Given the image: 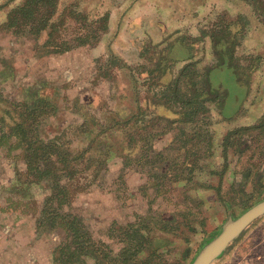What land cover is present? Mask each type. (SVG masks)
Wrapping results in <instances>:
<instances>
[{
    "label": "trees",
    "instance_id": "trees-1",
    "mask_svg": "<svg viewBox=\"0 0 264 264\" xmlns=\"http://www.w3.org/2000/svg\"><path fill=\"white\" fill-rule=\"evenodd\" d=\"M58 2L59 0H19L13 3L10 1L8 4L12 6L7 12L6 23L0 27L9 30L15 36L29 35L34 39L46 31L45 39L34 43L36 55L61 54L80 46L93 49L102 37H99V34L102 32L104 34L108 28V12H104L97 20H92L91 27L84 35L78 32L69 38H62L58 28L62 20L55 17ZM246 2L250 5L253 15L259 20L260 27L264 29V0H246ZM74 11H70V14H79ZM251 27L248 17L244 14H237L234 20H227L220 15L208 33L213 62L205 65H200L201 58L195 57V41L187 36H179L166 43L161 48V56L147 59L151 63L149 68L140 63L135 66V70L113 54H109L108 59H104L102 63L99 62L95 67L96 77L102 78L110 77L109 69L114 63L122 62L121 65L133 85L131 86L133 106L124 115L120 114L119 110L107 112L103 122L90 115L81 125L80 134L89 137L86 139L89 149L92 150L95 143L98 144L96 147L104 146V151L98 152V164L103 163L104 169L105 167L107 169L109 160L118 156L122 158L124 165H132L136 171L145 172L153 192L151 203L161 195V188L166 179L171 178L170 180L174 179L175 182L191 181L197 173L206 170V162L202 159L206 156H215L220 161L219 171L210 169L207 171L218 175V184L214 188L215 191L219 190L221 179L229 165L228 150L232 148L233 152L240 156L248 149L253 131L264 129L263 110L257 121L232 126L220 143L213 141L210 131L212 120L215 122L224 119L221 113L226 98L225 90L212 87L209 80L211 69L225 63L232 69L238 82L248 90L251 86L250 74L264 63V58L262 60L260 58V61L256 57L252 58L253 52L243 54L240 51ZM176 42L186 47L189 55L180 67L171 73L169 80L162 84L164 75L170 74L175 66L170 51ZM255 44L256 41H253V45ZM158 46V44L144 45L141 50L142 57L145 58L151 49ZM165 54L168 56H164ZM98 58L95 59L96 62ZM247 59L250 60L244 64L243 61ZM144 73L143 79L153 80L154 85H159L147 86L149 99H146L145 106L140 103L138 95L142 86H137L140 82L139 75ZM6 102L0 93V145H6L9 151L18 150L14 156L19 157L25 164L24 170L17 169L15 172L17 183L14 189L23 196L30 197L31 185L43 186L48 193L40 203L39 215L35 219L36 229L50 232L63 227L65 230L64 239L58 244L54 256V264H88L89 258L94 259L93 264H164L161 261L162 253L156 251V248H151V228L156 223H159L158 227L162 231H174L179 225L188 228L190 224L187 212L178 213L181 218L178 216L167 218L168 216L164 217L149 207L145 215L139 216L133 222L118 226L116 229L120 233L118 238L123 245L118 252L111 254V249L106 250L102 247L105 246L104 242L94 240L83 217L70 209L71 196L66 190V180L76 171L71 161L79 156H75L73 150L67 147L65 135L42 136L45 117L53 113L52 103L41 96L31 101L11 102L8 106L5 105ZM159 105L167 107L172 117L160 116V118L149 110V107L154 108ZM213 112L220 118H214ZM162 119L163 127L157 128ZM172 125L177 131L171 140L161 150L155 149L156 139L167 133ZM93 129L98 130L94 136L91 132ZM115 131L126 133L127 144L122 146L120 152H115L110 143L104 142V139L109 138V135ZM172 153L177 155L171 157ZM180 157H182L181 161L178 160ZM172 161H179V167L170 169ZM242 174L235 175L233 184L241 186L242 182L239 179ZM262 176L264 177V173L260 171L257 177L262 178ZM96 181L98 179L93 184ZM199 185L212 187L207 183ZM143 250L146 254L144 256Z\"/></svg>",
    "mask_w": 264,
    "mask_h": 264
},
{
    "label": "rangeland",
    "instance_id": "rangeland-1",
    "mask_svg": "<svg viewBox=\"0 0 264 264\" xmlns=\"http://www.w3.org/2000/svg\"><path fill=\"white\" fill-rule=\"evenodd\" d=\"M10 1L13 3L17 0H0V3L3 6L7 5ZM106 2L107 7L108 3L111 2L112 7L114 8L122 9L124 11L127 9L128 15L131 14L130 10L132 7L134 10H138L139 7H142V12H144V14L150 12H152V14L157 13L152 16L153 20L155 21L160 18L162 20V25L165 26L164 30L161 32L156 25L153 24L150 26L145 21V23L141 25V28L128 32L125 31L124 26L125 15L123 17L122 27H120L122 23L120 22L116 33L112 35V38L109 37L108 45L110 49L122 54L124 50L132 46V43H130L129 40H135L138 33L142 30H146L150 34L153 42H160L155 43L159 46L153 50L151 49L142 60L133 57L124 58L129 62L128 64L131 68L135 70V66L141 62V64H143L142 66L149 68L151 63L147 59H155L156 57L161 56V48L166 43L175 40L179 36H187L190 40L195 41L194 51L197 52L196 55L199 58H202L203 63L212 61L213 57L209 50V43L206 41L212 24L220 15H223L227 20H234L236 19L237 14H244L247 9L250 10L248 7L249 4L246 0L146 1V4L157 6L155 10L154 6L150 7L144 5L142 0H59L57 15H55V17H59L62 20V23L58 27L62 38H69L78 32L84 35L88 28L91 27L90 23L95 19L97 20V18L106 12L104 9ZM72 10H75L74 12H79V14H70V11ZM251 14L253 15V13ZM6 20L7 17L3 21V24L6 23ZM102 34L103 32L99 34V37H101ZM115 34L116 36H114ZM12 36L13 37L10 40V50L14 52H12L11 55L14 57L18 72L20 73L21 71H24L29 60L32 59V49L36 53V48L34 46L35 41L41 42L44 40L46 37V31L42 32L37 39H34L29 35L15 36L12 34ZM246 48V46L245 48H240V51H242L241 53L247 54L248 51ZM77 49L80 50L74 53L65 54L62 57L56 56L47 58L40 62L42 64L36 66V68H38L36 71H39L46 66V68H43L45 71L56 72L60 65H67L61 67L59 70L61 72L69 71L68 73L71 74L70 78L71 80L73 79V85L78 84V86H87L84 80L78 79V74L80 72L77 71V68H73V64L75 63L74 60L78 63L81 61L83 67L82 70H84L85 67L91 68V65H89L90 62L85 50L82 48ZM111 54L114 55L112 51ZM108 55L109 54L100 56L98 62L95 61L94 67H96L99 62L102 63L104 59H108ZM166 55L167 54L164 56ZM188 55L189 50L181 43L176 42L173 45L170 51V57L174 59L175 66L172 71H170V74L166 73L164 75L162 84L169 80L171 73H174L176 66L181 63V58ZM251 56L252 58L256 57L259 61L260 58L262 60L264 58V43H262L257 50H254ZM250 59L244 60V64ZM121 60L124 61L123 59ZM55 63L57 65H55ZM121 64V61L114 63L111 69H109V74H111L110 77L104 78L107 79L108 82L106 81L103 84L96 82V80H94V82L98 84H94L91 80L89 82L90 88L95 96L94 100L92 99V102L94 104L93 108L96 109L95 111L97 114H99L101 110L114 111L125 106L131 110L133 106V91L131 88L133 85L131 80H129L126 70ZM200 65L202 64L200 63ZM50 66H52V68ZM144 76L145 73L139 75L140 82L137 84V86H142L138 95L140 103L143 106L147 104L146 99H149V94L146 92L147 86H159L154 85L155 81L153 80L149 81L143 79ZM99 78L100 76L96 79ZM209 80L212 87L221 88L226 92V98L221 113V116L224 119L215 122L212 120V124L210 125L213 141H215V143H220L222 137L232 126L251 124L258 120L261 112L264 110V105H261V103H264V71L262 72V69H257L250 74L251 87L249 86L248 90L244 85L238 82L232 69L225 63L216 65L211 69ZM247 95H253L251 105L248 100L246 101ZM121 96L124 98H121ZM117 97L118 99H116ZM127 103L128 105H126ZM115 105L118 106L115 108ZM149 110H152L154 114L159 117H172L171 111L162 105L155 106L154 108L151 106L149 107ZM213 116L214 118L218 117L214 112ZM163 123L164 121L162 119L161 124H158L156 127H163ZM176 131V128L172 125L167 133L160 136V139L157 138L158 141L155 145L156 148L157 146L161 148L164 147ZM91 132H93L92 134L94 136L98 130L96 131L93 129ZM253 132V137L249 142L250 145L248 149L240 156H237V153H234L232 148L228 150L227 160L229 165L221 179V187L219 190L215 191L214 188V186L218 184V175L215 173H209L210 170L219 171L220 161L218 158H215V156H206L207 158L205 157L202 159L204 160L203 162H206L207 168L196 175L194 174L195 177L192 175L194 179L191 181L180 180L175 182L174 179L170 180L171 178H169L163 182V187L161 188L160 193L161 195L157 196L154 201H152L154 204V207L152 208L161 214H170L172 212L175 214L177 212L178 218H181L178 213L186 211L190 227H192L187 228L179 225L174 231H171L172 233H165L166 236H164L165 238L162 240L165 245L162 248H164L165 251H160H162L166 257L161 258L162 263L190 264L200 248L218 233L228 216L236 218L245 210L264 199V177H257L259 176L260 171L264 173V129L263 131L256 129ZM125 135L126 133L124 134V132L115 131L109 135V138H105L106 141L104 138L103 139L104 142L112 145V150L120 152L123 148L122 146L127 144ZM65 136L67 147L73 150L75 156H79L76 160L71 161L74 168H76V171L70 179L66 180V190L71 196V199L76 198L79 194L91 192L93 190L92 188L95 187L102 191L107 190L112 196L116 193L119 197L122 196L123 199L124 197L130 199L128 219H130V221L134 220V217H136L135 213L137 214L136 209H138L139 206L145 208L146 197L144 195H148L150 200L153 197V192L150 186H147V188H144L143 190H138L136 180L138 176L135 174L138 173V171H134L133 168L135 167L132 166V174H129L128 176V180H131V184L129 186H122L120 185V182L117 183L116 181L117 179H122L127 172L126 171L123 174L120 172L122 165L121 157L115 156L111 158L107 163V169L106 167L104 169V164H98L97 159L98 152L104 151L103 145L96 147L98 144L95 143V146L91 150L87 147L89 143L87 144L88 140L86 139H89V137L86 135H81L80 132L68 131ZM177 154H179V152ZM177 154L172 153L170 156L174 157ZM88 156H90L89 158L92 160H89ZM71 157L72 156H69V158ZM17 159L21 162L19 157ZM178 160L181 161L182 157L178 158ZM179 161H172L170 163V169L178 168ZM18 167H20L19 164ZM261 167L263 168L261 169ZM103 169L104 172L102 171ZM0 171L4 172L0 177V184L8 183L12 177L11 162H5V164H2V166H0ZM240 173L243 174L241 178L239 177V180L242 182L239 187L238 184H233V180L235 175L240 176ZM97 179L98 181L93 184ZM111 179H114L116 182L108 186V182ZM201 183L204 185L206 183L211 184L212 187L207 188L206 186L199 185ZM106 185L108 186L107 188ZM108 192H104L102 195H105ZM47 193L48 191L43 186L42 188L40 187V191L37 187H34L30 192V194H32L30 200L35 205L36 199H42ZM175 207L178 211L174 210ZM107 213L108 216L103 215V217L95 218V236L100 235L104 238L102 233L105 232V227L111 221L110 217L117 214V208L110 207ZM105 217H107V220ZM158 242L161 244L160 240ZM159 247L161 246L158 245V248ZM168 248L170 250L167 252L166 250ZM239 263H264V214L245 227L211 264Z\"/></svg>",
    "mask_w": 264,
    "mask_h": 264
},
{
    "label": "crops",
    "instance_id": "crops-1",
    "mask_svg": "<svg viewBox=\"0 0 264 264\" xmlns=\"http://www.w3.org/2000/svg\"><path fill=\"white\" fill-rule=\"evenodd\" d=\"M146 1L148 0H142V3L150 7L154 6L151 4H146ZM11 6L12 4L2 6L0 3V26L3 25V21L6 19L7 12ZM248 7L250 8V10L247 9V11L244 12V15L248 17L249 23L252 27L250 29V32H248L245 40L243 41L242 48H245L246 46L248 52H254V50H257L258 47H260L261 44L264 43V29L260 27L261 24L256 16L251 14L253 12L250 5H248ZM155 8H157V6H154V10ZM104 9L108 12V30H106V32L102 34V37L97 42L95 47H93V49L89 48L88 46L77 47L85 50V52L87 53L86 55H88V59L90 62L89 65H91V68L85 67L84 70H82L83 67L81 61H79L78 63L76 60H74L75 63L73 64V68H77V71L80 72L78 74V79L84 80L87 86H78V84L73 85V79L71 80V74L68 73L69 71L61 72L59 70L61 67L67 65H60L56 72L45 71L43 68H46V66L41 70L36 71L38 69L36 68V66L42 64L40 62L46 60L47 58L56 56L62 57L65 54L74 53L80 49L74 48L61 54L48 55H36V53L32 49V59L29 60V63L24 71H21L19 73L16 62L14 61V57L11 55L14 51L10 50V40L13 37L12 33L7 29L0 30L1 96L7 101L5 103V105L7 106L11 102L31 101L37 96H41L49 100L54 108L52 110L53 113L45 117V123L42 124L44 131L42 132L43 137L61 136L67 134L68 131L78 133L80 132L81 125L84 124L85 119H89L88 117H90V115H93L101 122L104 121L105 115L110 111L101 110L99 114L96 113V109L93 108L94 104L92 102V99L94 100L95 96L90 88L89 83L90 80L94 84H103L107 81L102 77L96 79V68L94 67L96 58L106 54H111L112 51L114 55L123 59L125 63L127 61L124 58L133 57L138 60H142L144 57H142L141 55V50L144 45L160 43L153 42L150 34L146 30H142L138 33L135 40H129V42L132 43V46L124 50L123 54L110 49L108 45L109 37L112 38V35L116 33L120 22H122L120 26L122 27L123 17L125 15L126 17L124 19V26L125 31L128 32H132L138 28H141V25H143L145 21L150 26H152L153 24L156 25L161 32L164 30L165 26L162 25V20L160 18L156 19L155 21L153 20L152 16L157 13L152 14V12H150L144 14V12H142V7H139L138 10H134V8L132 7V9L130 10V15H128L127 9L126 11H124L122 9L112 7L111 2L108 3V7L106 2V4L104 5ZM114 36H116V34ZM206 41L209 43V39H206ZM253 41H256L255 45H253ZM208 46L210 50V44H208ZM196 54L197 52L194 51L195 57L199 58ZM187 57L188 56L181 58L182 61L176 66V69L180 67V65L185 61ZM211 62H213V60L204 63L202 60L200 63L202 65H205ZM128 63L129 62H127L126 64ZM55 65L57 64L55 63ZM50 67L52 68V66ZM258 69H262L263 72L264 63ZM94 80H96V82L98 83H95ZM252 96L253 95H247L246 98V101L248 100L250 105L252 104ZM121 98L124 97L121 96ZM116 99H118V97ZM126 105H128V103ZM261 105H264V103H261ZM117 106L115 105V108ZM118 110L122 115L129 111L127 106L121 107ZM158 139H156L154 143V148L157 150H161L162 148H164L171 140L170 138L164 147L161 148L157 146L156 148L155 145ZM17 153L18 150L9 151L6 145H0V166H2V164H5V162H11L12 164V177L10 181L6 184H0V264H54V256L56 254L58 244H61L64 239L63 237L65 236V230L63 227H58L56 228V230L50 232L38 231L36 229L35 219L39 215L40 203L42 199H36V204L34 205V203L30 200L32 196H23L21 193H18L14 189V185L17 183V181L15 180L16 170L18 169L22 171L25 169L24 162L22 160L21 162L18 161L19 159L14 156ZM18 164L20 167H18ZM131 169L132 165H124L122 161L120 172L122 174L126 171L127 172L122 179L120 178L116 180L117 183L120 182V185L122 186H129L131 184V180H128V176L129 174H132L133 171ZM134 171L136 170L134 169ZM138 173H135L138 176V178H136L137 188L138 190H143L144 188H147V186H149V179L145 172L138 171ZM3 174L4 172L0 171V177ZM116 181L114 179L109 180L108 186ZM108 186L106 185V188ZM34 187H37L40 191L41 186H37L36 184L31 185L29 191L31 192ZM96 188L97 187L92 188L93 190L91 192H88L86 194H79L76 198H72L70 209L73 213L83 217L84 222L88 224L91 235L96 242H104L105 246L102 247H104L106 250L111 249V254L113 252L116 253L123 245L118 238V235L120 234L118 233V230H116L118 226L125 225L128 222H133L139 216L145 215V212L147 213L149 211L148 208L154 207V204L152 202L150 203V198L148 197V195H144L146 197L145 208L139 206L141 209L138 207V209H136L137 214L135 213L137 217H134V220L130 221V219H128V212L130 208V199L128 197H124L123 199L122 196L119 197L116 193H114L112 196L107 190L102 191L99 188ZM104 192L108 193L102 195V193ZM110 207L117 208V214L110 217L111 221L105 227V232L102 233L104 238H102L100 235L95 236V218L103 217V215L108 216L107 211ZM174 210L178 211L176 207L174 208ZM172 213L160 214L164 217L168 216L167 218L178 216L177 212L171 215ZM105 219L107 220V217H105ZM158 225L159 223H156L151 228L152 230L150 234L152 235V238L150 244L151 248H156V251H159L163 254V252L160 251L164 250V248L162 247L165 246L162 240L163 238H165L164 236H166L165 233L170 234L172 232L171 230L162 231L159 229ZM159 240L161 241V244H159ZM158 245L161 247L158 248ZM169 250L170 249L168 248L166 251L168 252ZM143 251L144 256L146 254L145 250ZM163 257L165 258L166 256L163 254ZM93 263L94 259L89 258L88 264Z\"/></svg>",
    "mask_w": 264,
    "mask_h": 264
},
{
    "label": "water",
    "instance_id": "water-1",
    "mask_svg": "<svg viewBox=\"0 0 264 264\" xmlns=\"http://www.w3.org/2000/svg\"><path fill=\"white\" fill-rule=\"evenodd\" d=\"M264 214V199L236 218L228 216L218 233L198 251L190 264H211L253 220Z\"/></svg>",
    "mask_w": 264,
    "mask_h": 264
}]
</instances>
